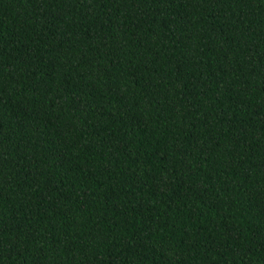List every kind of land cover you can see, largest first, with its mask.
<instances>
[{"label":"trees","instance_id":"obj_1","mask_svg":"<svg viewBox=\"0 0 264 264\" xmlns=\"http://www.w3.org/2000/svg\"><path fill=\"white\" fill-rule=\"evenodd\" d=\"M0 264H264V0H0Z\"/></svg>","mask_w":264,"mask_h":264}]
</instances>
